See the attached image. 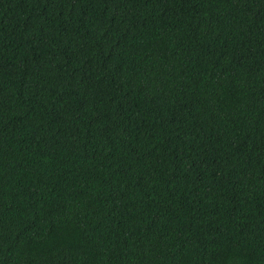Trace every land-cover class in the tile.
<instances>
[{
  "label": "trees",
  "instance_id": "trees-1",
  "mask_svg": "<svg viewBox=\"0 0 264 264\" xmlns=\"http://www.w3.org/2000/svg\"><path fill=\"white\" fill-rule=\"evenodd\" d=\"M0 264H264V0H0Z\"/></svg>",
  "mask_w": 264,
  "mask_h": 264
}]
</instances>
